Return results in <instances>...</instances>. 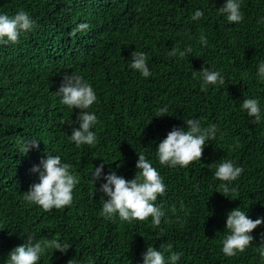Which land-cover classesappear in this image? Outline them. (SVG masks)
Here are the masks:
<instances>
[{"label":"trees","instance_id":"1","mask_svg":"<svg viewBox=\"0 0 264 264\" xmlns=\"http://www.w3.org/2000/svg\"><path fill=\"white\" fill-rule=\"evenodd\" d=\"M239 2L243 20L229 23L219 12L226 0H0V14L23 10L34 21L18 42H0V264L28 235L70 246L66 253L48 248L37 264H143L149 245L166 260L182 253L176 264H264V224L253 230L255 239L243 253L222 251L230 211L240 207L252 219L264 217V119L254 122L242 108L245 99H258L264 116L258 76L264 0ZM197 10L203 17L193 21ZM81 23L88 28L72 36ZM189 46L192 52L181 57ZM173 49L176 55H169ZM134 51L147 56V78L130 67ZM203 67L220 71L225 83L204 86ZM73 73L97 96L87 109L98 117L94 146L77 147L70 139L82 110L64 105L57 94ZM162 108L166 115L156 117ZM188 119H198L202 128L215 124V139L206 140L201 160L187 167L161 165L158 144L173 127L187 129ZM33 139L39 147L22 153L20 142ZM48 152L70 164L79 183L70 205L44 211L25 195L39 182L32 169L43 170ZM138 153L166 185L154 202L165 212L158 227L151 216L129 223L118 213L113 219L101 215L104 177L115 171L135 178ZM227 159L244 171L225 196L214 173ZM101 163L95 184L92 173Z\"/></svg>","mask_w":264,"mask_h":264},{"label":"clouds","instance_id":"2","mask_svg":"<svg viewBox=\"0 0 264 264\" xmlns=\"http://www.w3.org/2000/svg\"><path fill=\"white\" fill-rule=\"evenodd\" d=\"M219 12L226 15L229 23H239L243 20L239 0H226L224 6L219 8ZM202 17L203 11L197 10L191 19L195 21ZM33 27L34 21L23 10L14 16L0 14V42L16 43L21 33L31 31ZM87 28V24L81 23L72 30L71 35L75 36L77 31ZM5 37L7 40L4 39ZM200 41L207 45V40L203 34ZM191 52L192 48L189 46L179 55L184 57ZM132 55L133 60L130 67L140 71L146 78L150 76L146 54L142 51H134ZM169 55H176V49H173ZM200 73L204 86L209 84L223 85L225 83L224 77L218 70H209V68L203 67ZM258 76L260 80H264V61L259 65ZM57 94L62 96L61 102L64 105L82 110L78 117L79 127L73 128L70 139L75 142L77 147L84 144L94 146L96 134L91 129L98 123V117L95 113L87 111L97 101L92 85L85 81L83 76L74 73L70 77L65 75V83L61 85ZM242 108L247 111L249 116L255 117L254 122H260L264 119L258 99H245ZM166 112L167 108L159 109L156 117H162L166 115ZM186 124L188 125L187 129L173 127V130L168 132L167 137L158 144V159L161 165L187 167L191 162L201 160L205 141L214 140L216 137L217 126L215 124L202 128L198 119H188ZM20 143L22 153H28L30 146L39 147V141L35 139ZM138 156L136 168L139 171L135 178L125 179L123 176H118L115 171L109 172L104 177L107 182L103 183L99 190L104 193L102 199L104 197L107 199L103 203L101 215L106 219H113L118 213L121 221L129 223L137 219L144 221L151 216L153 217V226L158 227L165 212L162 210V205H157L154 202L157 200L158 194L163 195L165 193L166 185L150 160L143 153H138ZM42 163L43 170H40L39 167L32 169L39 172V182L30 185L29 190L26 191L25 200L42 207L44 211L70 205L73 201V190L79 183L78 176L70 172L72 166L63 163L61 156L49 152L47 159L43 160ZM103 169L104 163L95 167L92 173L95 184L101 178ZM243 171V167L236 166L234 161L230 159L220 162L214 173L215 178L222 182L218 185L217 191L224 195L229 191H235V188H229V184L236 181ZM262 224H264V217L252 219L240 207L230 211L226 222V229L229 230V234L222 241L223 253L229 257L243 253L255 239L251 233ZM161 247L165 246L161 245ZM48 248L58 249L60 252L66 253L70 246L66 243L62 244L57 239L37 241L34 235H28L25 243L16 246L9 252L7 264H37ZM171 248L172 245L168 244L165 251ZM181 255L182 253L172 252L166 260L163 252L149 245L147 252L144 253L143 264H176ZM259 255L264 259V247L260 248ZM68 264H72V261L69 260Z\"/></svg>","mask_w":264,"mask_h":264}]
</instances>
